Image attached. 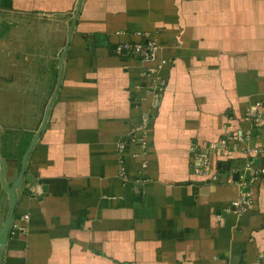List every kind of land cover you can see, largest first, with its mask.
<instances>
[{"label":"crops","instance_id":"crops-1","mask_svg":"<svg viewBox=\"0 0 264 264\" xmlns=\"http://www.w3.org/2000/svg\"><path fill=\"white\" fill-rule=\"evenodd\" d=\"M77 8L0 264H264V174L240 212L241 156L213 155L215 180L190 170L194 150L233 133L264 147V123L244 118L264 113V0H0L5 182L55 92ZM15 21L48 31L28 38ZM150 40V60L109 48ZM9 210L0 183V228Z\"/></svg>","mask_w":264,"mask_h":264},{"label":"built area","instance_id":"built-area-1","mask_svg":"<svg viewBox=\"0 0 264 264\" xmlns=\"http://www.w3.org/2000/svg\"><path fill=\"white\" fill-rule=\"evenodd\" d=\"M120 34L119 32L116 33ZM117 55L130 54L140 60H150L156 52V44L150 40L144 43H122L114 47ZM260 106L255 104V107ZM245 119L252 120L255 124L264 123V113H256L252 110L245 112ZM148 115H144L140 125L135 131H139L146 125ZM250 133H233L210 144L209 147H201L194 150L190 160L191 173L203 180H215L216 173L211 169V157L215 154L226 158H234L239 155L244 159L243 171L238 175L237 183L239 186V198L234 203V209L244 212L252 203V183L264 174V147H250L247 140ZM125 149V140L120 142L118 151L121 154ZM259 162V165L257 163ZM138 180L137 182H139ZM27 219V216L24 217ZM21 230V228H18Z\"/></svg>","mask_w":264,"mask_h":264},{"label":"water","instance_id":"water-1","mask_svg":"<svg viewBox=\"0 0 264 264\" xmlns=\"http://www.w3.org/2000/svg\"><path fill=\"white\" fill-rule=\"evenodd\" d=\"M77 13H78V8L76 9L75 13H74V16L72 18V21H71V25L69 27V30H68V33H67V39H66V43H65V47H64V50L61 54V57L59 59V63H58V78H57V85H56V88H55V92L52 96V98L49 100V102L47 103L45 109H44V112H43V117H42V120H41V123L34 135V137L32 138L28 148L26 149L23 157H22V160H21V165H20V170H19V173L16 177V179L14 180L13 184L11 186H8V184L5 182V172H6V164L3 160L0 159V183H1V187L4 191V193H6L7 197H8V200H9V204H10V210H9V213H8V216H7V219L3 225L2 228H0V261H1V254H2V250L5 248L6 246V243H7V237H8V231H9V227H10V223H11V219H12V213H13V209H14V205H15V190L20 186L21 182H22V177H23V173H24V168H25V162H26V159L29 155V152L31 151L32 147L34 146V144L36 143L38 137L40 136L43 128H44V125H45V122H46V119H47V113H48V110L56 96V92L58 90V87H59V84H60V79H61V72H62V60H63V57L68 49V46H69V42H70V37H71V33H72V28H73V25H74V21L76 19V16H77ZM96 40H100L102 41V44L104 46H107V42L105 40V37L104 36H100V37H96L95 38ZM110 49H114V46H109ZM236 177V176H235Z\"/></svg>","mask_w":264,"mask_h":264},{"label":"rangeland","instance_id":"rangeland-1","mask_svg":"<svg viewBox=\"0 0 264 264\" xmlns=\"http://www.w3.org/2000/svg\"><path fill=\"white\" fill-rule=\"evenodd\" d=\"M28 26V23H26L25 21H15V22H12V24L11 25H9V31L11 30V31H16V32H26L25 33V35H26V37H28L29 38V36L31 35V33H35V35L33 36V37H37L38 38V35H40L41 34V32L42 31H44V29L43 28H40L39 27V29L37 28V26L36 25H34V26H32V27H27ZM45 31H48V29H47V27H46V29H45ZM44 31V32H45ZM41 44H42V42H40ZM45 44V43H44ZM52 45H54V42L53 41H48L47 42V45L45 46V48L44 49H39V51H43L45 54H47V53H49L50 54V46H52ZM115 47V46H114ZM13 72H11V71H7L5 74L7 75H5L4 73V75H2L4 78L5 77H8L9 75H14V74H12ZM24 74H29L28 73V71L27 72H25ZM11 76V77H12ZM11 79H13V78H11ZM5 89V88H4ZM3 90V89H2ZM33 90V89H32ZM7 92H10V90H7ZM3 94H5V90H3ZM36 107H38L37 108V111H36ZM30 111L32 112V113H34V112H36V113H38V111H39V114L42 112V106H39V105H36V104H32L31 105V108H30ZM250 137V136H249ZM249 139V138H248ZM247 143V142H246ZM248 145V144H247ZM249 146V145H248ZM217 154H215V156H216Z\"/></svg>","mask_w":264,"mask_h":264},{"label":"trees","instance_id":"trees-1","mask_svg":"<svg viewBox=\"0 0 264 264\" xmlns=\"http://www.w3.org/2000/svg\"><path fill=\"white\" fill-rule=\"evenodd\" d=\"M114 52V51H113ZM121 56V55H120ZM122 56H124V55H122ZM127 56H131L130 54H127ZM28 145V144H27Z\"/></svg>","mask_w":264,"mask_h":264}]
</instances>
